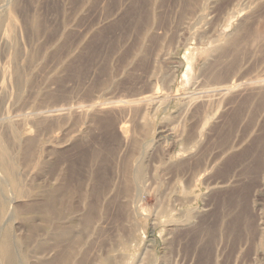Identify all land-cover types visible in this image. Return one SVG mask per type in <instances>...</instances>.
Segmentation results:
<instances>
[{"label":"rangeland","instance_id":"1","mask_svg":"<svg viewBox=\"0 0 264 264\" xmlns=\"http://www.w3.org/2000/svg\"><path fill=\"white\" fill-rule=\"evenodd\" d=\"M0 194V264H264V0H0Z\"/></svg>","mask_w":264,"mask_h":264},{"label":"bare ground","instance_id":"2","mask_svg":"<svg viewBox=\"0 0 264 264\" xmlns=\"http://www.w3.org/2000/svg\"><path fill=\"white\" fill-rule=\"evenodd\" d=\"M124 133H126L125 128H123ZM3 182V181H2ZM1 195V194H0ZM3 195V194H2ZM2 205L1 201H0V206ZM4 257L5 260L7 262V264H17L16 262V258H15V253L13 251V249L10 247V245L8 244L5 249H4Z\"/></svg>","mask_w":264,"mask_h":264}]
</instances>
